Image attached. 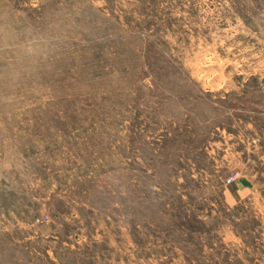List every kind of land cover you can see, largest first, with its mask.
Returning a JSON list of instances; mask_svg holds the SVG:
<instances>
[{"label": "rangeland", "instance_id": "1", "mask_svg": "<svg viewBox=\"0 0 264 264\" xmlns=\"http://www.w3.org/2000/svg\"><path fill=\"white\" fill-rule=\"evenodd\" d=\"M0 264H264V0H0Z\"/></svg>", "mask_w": 264, "mask_h": 264}]
</instances>
